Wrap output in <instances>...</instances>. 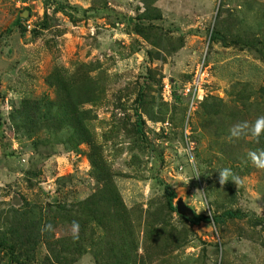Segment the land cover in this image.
Masks as SVG:
<instances>
[{
  "label": "rangeland",
  "instance_id": "1",
  "mask_svg": "<svg viewBox=\"0 0 264 264\" xmlns=\"http://www.w3.org/2000/svg\"><path fill=\"white\" fill-rule=\"evenodd\" d=\"M202 62L206 94L188 116L181 89ZM26 107L38 111L24 125ZM260 116L264 0H0V213L25 201L77 211L103 178L121 199L113 232L94 215H49L58 251L80 253L72 264H264V169L248 158L264 135L229 137ZM224 168L241 183L221 185ZM168 189L174 208L241 218L192 224ZM25 251L17 264H54L43 245Z\"/></svg>",
  "mask_w": 264,
  "mask_h": 264
},
{
  "label": "trees",
  "instance_id": "2",
  "mask_svg": "<svg viewBox=\"0 0 264 264\" xmlns=\"http://www.w3.org/2000/svg\"><path fill=\"white\" fill-rule=\"evenodd\" d=\"M211 39L214 42H217L218 40L223 41L222 36L218 31L213 32ZM36 104L37 103H34V105ZM37 111V107L34 109L26 107V109L18 112V118H23L21 122L24 125L28 122L33 123L34 120H37ZM65 116L73 119L77 117V114L72 110V112L66 113ZM136 123L138 129L141 131L143 122L141 117L138 115ZM90 141L91 136L88 135V138L81 137L80 143L84 142L89 144ZM93 165H95L94 162ZM174 198V192L168 189L167 206L168 209L173 212L175 211L173 206ZM120 202L121 199L110 178H103L101 188H99L96 193L85 199L82 203H78L76 205L78 208L77 211L74 208L73 210H67L66 207H63L62 205H55L53 207L46 206L49 207V209L43 206L41 207L39 213H34V209H31L30 204L25 201L22 207L11 208L9 211L4 213V216L0 213V228L2 229L0 233V251L7 257L10 264H17L19 262L17 256L26 252V249H28L31 253H35L36 248L40 244L45 247L47 252L45 259L48 262H52L54 264H72L76 261L80 253L76 251L75 247V250H73L69 246H60L58 251L56 245L59 244L60 240L55 239L54 235L51 234V225L48 221L54 219V217L49 218V215L53 213L58 221L60 219H65L67 223L75 226L78 225L77 223L79 219L83 218L85 215L90 214L91 217L94 215L93 217L95 219L92 220H94V223H96L98 227H100L103 222V226H105L104 228L107 231L113 232L114 228L112 226V222H109L111 218L110 212H115L118 215H121L122 208L120 206ZM100 210L103 211L100 212ZM90 211H93V214H91ZM225 218H241V215L237 211H226L213 219L204 215H196L195 218L190 221L192 224H199L201 222L209 223L211 221L214 224H219L223 222ZM91 232L94 233V230ZM33 258V261L30 259L31 263L34 262ZM94 258L95 264H100V255L94 254Z\"/></svg>",
  "mask_w": 264,
  "mask_h": 264
},
{
  "label": "clouds",
  "instance_id": "3",
  "mask_svg": "<svg viewBox=\"0 0 264 264\" xmlns=\"http://www.w3.org/2000/svg\"><path fill=\"white\" fill-rule=\"evenodd\" d=\"M261 135H264V116L258 117L251 124L247 121L238 122L229 129V137L234 139H240L245 136L258 139ZM248 158L254 166L264 169V151L259 153L249 152ZM228 181L235 184L241 183L239 177L235 176L231 169L224 168L219 171V182L223 185Z\"/></svg>",
  "mask_w": 264,
  "mask_h": 264
},
{
  "label": "built area",
  "instance_id": "4",
  "mask_svg": "<svg viewBox=\"0 0 264 264\" xmlns=\"http://www.w3.org/2000/svg\"><path fill=\"white\" fill-rule=\"evenodd\" d=\"M26 27L30 28L29 25H27ZM206 74L207 69L202 62L197 66L190 81L184 84L183 88L181 89L182 96L188 99V116L191 115V111H193L205 97L206 92L203 89V84ZM161 96L162 99L166 102L172 101L173 97L175 96V93L171 88V84L166 80L162 83Z\"/></svg>",
  "mask_w": 264,
  "mask_h": 264
},
{
  "label": "water",
  "instance_id": "5",
  "mask_svg": "<svg viewBox=\"0 0 264 264\" xmlns=\"http://www.w3.org/2000/svg\"><path fill=\"white\" fill-rule=\"evenodd\" d=\"M175 211L179 216L186 219L191 220L195 217L194 211L180 199L175 203Z\"/></svg>",
  "mask_w": 264,
  "mask_h": 264
}]
</instances>
